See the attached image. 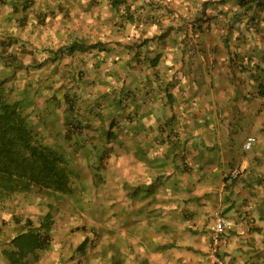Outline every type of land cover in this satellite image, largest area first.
<instances>
[{
    "label": "crops",
    "instance_id": "0c3cea01",
    "mask_svg": "<svg viewBox=\"0 0 264 264\" xmlns=\"http://www.w3.org/2000/svg\"><path fill=\"white\" fill-rule=\"evenodd\" d=\"M217 1L135 0L133 7L142 15L120 28L119 34L125 30L126 36L121 34L114 39L111 37L114 26L109 0L108 15L105 14L107 8L102 14L101 3L92 0L90 5L98 6L101 11L94 13L91 22H85L79 12L67 8L69 0H42V3L32 0L28 8H23L16 0H0V38L11 41L5 57H14L16 66L20 67L16 69L17 77L11 80L14 83L22 81L14 99L29 100L33 90L41 92L34 98L39 109L36 105L31 107L33 110L24 111L28 113L37 141L65 157L68 169H74L75 163L85 156L95 158L93 152H103V181L110 201L115 203L128 195L129 186L143 189L152 183L159 186L168 178L173 179L176 191L170 192V196L175 205H164L166 216L158 211L161 205L152 209L159 234L168 226L169 237L168 240L159 236L158 240L153 239L151 264L202 263L209 245L207 218L216 204L228 217L242 222L224 236L221 255L226 264H264V186L253 183L251 187L234 186L225 191L221 178L228 172L227 165L241 158L239 150L227 146V139L233 132L227 134L224 142L221 140L226 133L222 129L231 130L232 125L220 124L224 121L221 115L231 114L232 119L228 117L225 122H237L242 129L247 126L245 135H253L257 141L255 152L242 160L240 169L256 166L253 156L264 154V97H253L248 92L251 79L253 82L258 77L264 80V63L259 61L264 56V20L257 24V29H248L245 36L240 34L244 24L228 32L230 23L219 11L239 7V0ZM106 4L107 1L105 7ZM35 5L44 13L41 19L32 16ZM148 7L154 11L147 13L151 10ZM195 14L199 18L197 23L193 21ZM198 24L200 31L196 29ZM102 26L104 31L100 32ZM167 26L172 29L165 33ZM81 39L87 43L106 42L107 50L88 49L72 54L60 51L61 47ZM225 39L237 51L239 48L243 54L255 56L250 69L236 73L237 79H249L242 91L235 86L241 80L236 79L234 83L229 80L227 49L231 48L224 46ZM236 41H239L238 46ZM2 51L0 49V54ZM157 55H161L160 61L152 66L150 59ZM22 56L29 60L24 62ZM217 58L221 66L218 74L212 69L216 67ZM21 60L25 64L22 65ZM33 66H37L36 72L31 70ZM27 71L30 74L24 75ZM219 89L226 90V104L223 98H217ZM244 94L246 99L240 101ZM39 98L40 104L37 103ZM217 101L225 105L226 113L218 115ZM70 104L73 108L69 109ZM130 109H135V119L128 116L125 121L127 115L124 113ZM206 117L208 123L202 125L200 122L207 120ZM124 121L129 134L123 136L119 131L118 135L122 136L119 141H106L103 132L97 131L99 122L107 129L109 123L119 128ZM184 122H189L190 126L186 127ZM70 123L76 127L72 132L67 129ZM168 124L170 128L166 131ZM252 129L257 133L253 134ZM146 144L159 145L156 155L151 157L144 150L141 153L147 157L139 158V151L134 156L137 149L131 146ZM112 149L120 154L114 155ZM213 152L216 159L215 154L210 155ZM91 163L78 165L77 173ZM148 168L151 170L146 173ZM246 174L253 177L254 173ZM95 176L100 178L98 173ZM89 179L93 182L92 176ZM138 188L137 194L143 195ZM150 195L155 197L153 203H169L155 192ZM218 196L222 198L215 201ZM183 201L190 203L188 215L181 214ZM121 207L116 215L122 214L121 210L131 211L126 206ZM184 218L182 227L190 232L174 237L170 232L175 220ZM248 218L254 220V226L245 234L243 223ZM165 223V229L159 231Z\"/></svg>",
    "mask_w": 264,
    "mask_h": 264
},
{
    "label": "trees",
    "instance_id": "16d2710c",
    "mask_svg": "<svg viewBox=\"0 0 264 264\" xmlns=\"http://www.w3.org/2000/svg\"><path fill=\"white\" fill-rule=\"evenodd\" d=\"M20 1L23 8L29 7L32 3V0ZM134 2L135 0H109L114 14L112 22L116 30H120L121 27L123 28L125 26L124 24L127 22H134L137 19L138 15H142L140 14L138 9L133 7ZM217 2L221 3L223 2V0H219ZM238 4L239 7L235 9H230L228 11L220 10L219 12L220 14H223L230 23L228 32H230V28H233L236 25L244 24V29L240 32V34L241 36H245L244 33L247 32L248 29H257V24L260 21L264 20V0H239ZM204 5L205 2H203V6ZM148 9H151V7H148ZM153 11L154 10L151 9L147 13ZM168 12L170 11L168 10ZM259 12L263 14L259 16ZM197 15H194L197 18L193 20L195 23H197L199 19ZM199 16L201 18L203 17L200 14ZM196 27V29L200 31V24H198ZM171 29L172 26H167L165 28V33L170 31ZM223 43L226 48L230 47V41L228 39H225ZM235 44L238 46L239 41H236ZM10 45L11 41L9 40V38H7V40H0V49L1 51L4 49L1 54L3 55L2 57H4V55H8V53H6V50ZM104 45L105 42H102L100 40L94 43H87L81 39L79 41H75L74 44L61 47L60 51L72 54L74 51L84 52L88 49H97L99 52H102L106 50ZM230 48L231 49H227L228 67L231 71L229 80L231 83H234L237 77H239L236 73L239 72V74H242L243 72L248 70L250 63L254 60L255 56L243 54V52L240 51L239 48L237 51V48H235V46ZM9 55L12 56L11 54ZM11 58L12 59L8 62L10 64L14 63V57ZM160 58L161 55H157L151 58V65H157L160 61ZM259 61L260 63H264V56L260 57ZM5 69H3L2 71L6 72ZM11 75L13 79L17 77V75H15L13 72L11 73ZM7 79L8 77H0V200L4 201L8 198L13 199L17 194H23L26 197L30 195V193L34 192L38 196L45 197L49 200V202L47 203L49 209L40 216L39 220L37 219L36 221H33V219L29 215L24 217H17L16 214L12 215L16 216V223H18L17 226L19 225V227L15 226V230H18V232L14 234L7 242L5 241L3 243H0V264H32L39 261L43 253L49 252L53 248L52 230L55 225L54 210L56 211L57 208L55 205L56 202H58V200L60 199V195H58V193L68 192L67 187L71 176L69 174L70 171L67 169V167L64 166L62 162L58 163L60 155H58L57 152L51 149V151H45L46 146H43L42 143H39L37 141L32 126L30 125L31 120L27 116L28 113L24 112L25 101L27 103L30 101L26 99L16 100L14 99L16 96L12 99H9L7 90L4 88V85L2 86V83H5V80ZM237 80L240 81L241 79L238 78ZM247 81H249V79L243 78V80H241L239 83H235L236 90L242 91L245 88V83ZM249 85L251 91L249 90L248 94H251L253 97H264V80H260V78L258 77V79L253 82L251 79ZM244 99H246L245 94L239 100L243 101ZM241 106L242 105L240 104L239 107ZM70 108H73L72 104L69 105V109ZM206 119L207 120L200 123L202 125H207L209 119L207 117ZM70 124L74 125V123ZM164 125L166 126L167 124ZM202 140L203 138H201V141ZM234 140L227 145L228 147H230V149H232V147L234 149L238 148L234 146ZM211 154L215 153L213 152L210 153V155ZM214 156L216 159V154ZM261 156L262 159L259 160L263 161V154L257 156L254 155L253 157L261 158ZM257 161L258 160H256V162ZM235 163L236 161H234L233 159L230 162L229 166ZM232 169H230L229 172H226L225 175L223 174L221 178V181L224 182V185L226 187L225 191L229 189L232 190L234 186L241 188L242 186H244V188L251 187L253 183L257 184V186H264V173L261 174L258 172V175H256L257 173H255L256 171L253 166L245 167L243 171H239L234 176L230 174V171ZM246 173L254 174L253 177H251V175L249 176V174ZM95 174L97 175V173ZM137 188V186L136 188L132 186L131 188L128 187V194L131 199L133 198V200H141V202H138V205L137 203H135L134 206L132 205V208L136 209L135 211L138 214V217L140 215L141 218H145L144 221H149L151 219V215H153V206H155L153 205V199L150 200V198H147L146 200L144 194L138 195ZM143 189L144 192L149 196H151L150 194H153V189L150 186H145V188ZM143 189L138 188V191H143ZM226 199L229 200L230 197L226 196ZM188 200L190 201V199ZM54 201L56 202L54 203L53 207L52 202ZM183 204L184 207L181 208L182 213L180 211L178 215L180 213L182 215H188L190 212L187 209L190 203H184L183 201ZM129 207H131V204L127 208ZM160 215L163 216V214ZM166 215L167 212H165L164 216ZM182 220H178V223L175 222V225L170 232L174 237L179 238L181 234L189 232L187 228H183L181 226ZM165 222L167 223V220ZM146 225L149 227L148 223ZM167 228L168 226L166 227V229ZM166 229L162 232H167L168 230ZM108 231L113 232L112 230ZM146 232L151 233L149 229L141 230V238L151 243V239H149ZM136 233H139L137 229L133 235H135ZM87 239L89 240V238L86 236L71 250V254L69 255L70 258L76 257L78 258L79 263L82 262L81 257L78 255H85L82 246L89 242L87 241ZM89 244L91 245L92 243L89 242ZM121 244L125 245L126 247H123V245L121 247H117L116 244H108L107 246H104L101 249V255L98 256H101L102 258L106 257L108 254H112V260L116 262L122 261V264L123 261H129L127 264H143L144 261H140L143 259L139 258L138 249L132 247V243L130 244L129 241H122ZM116 247L118 250H114ZM125 250L133 251L134 255H129V253H122V251ZM128 256H134V258H125ZM65 259L66 258L64 255H60L58 258V260H60L61 262H63ZM134 259L135 262L132 263ZM113 261L111 262L112 264ZM104 263L105 261L103 260V264Z\"/></svg>",
    "mask_w": 264,
    "mask_h": 264
},
{
    "label": "rangeland",
    "instance_id": "374dc122",
    "mask_svg": "<svg viewBox=\"0 0 264 264\" xmlns=\"http://www.w3.org/2000/svg\"><path fill=\"white\" fill-rule=\"evenodd\" d=\"M51 1L53 2L54 0H51ZM69 1L70 2L67 8H69L70 10L79 12L81 19L85 20V22H91L92 20L94 21V17H95L94 13L100 12L101 9H102L101 11L102 14H104V8H107V13L105 14L108 15V0H96L97 2L101 3L100 10L98 6L97 8H95V6L90 5L92 3V0H69ZM105 1H107V4H106L107 7H105L104 5ZM41 3H42V0H41ZM35 8H38V6L35 5ZM109 14H111V11ZM32 16L36 17V14H33ZM104 16L105 15H102V17ZM37 18H40V15H38ZM129 28L130 27H128V29ZM103 31L104 29L102 26V30L100 32H103ZM124 31H122L121 34L126 36V34H124L125 33ZM119 33H120V30H116L115 28H113L111 32V37L114 39L119 38L121 36V34ZM79 52L82 53L81 51ZM22 59L24 60V62L29 60V58H27L26 56H22ZM217 59L218 61H217L216 67L212 69L214 72L218 74L219 70L221 69V66L219 65V58ZM1 61L2 59L0 58V68L2 67ZM24 62L21 60L22 65L25 64ZM83 66H86V65L83 64ZM41 67L42 66H40L39 68ZM15 69H18V68L15 67L14 65H10L7 68L6 72H3V71L0 72L1 78H4V77L9 78V80L7 79L6 83H2V86L4 85L5 89L8 92L9 99H12L16 95H18L17 89L19 86L22 85V81L20 82L16 81V83H14V81L11 80L12 78L11 73ZM31 70L33 71L38 70V68L37 66L35 67L33 66ZM13 73L16 75L17 72L15 71ZM23 74L25 75V74H30V73L27 71V72H24ZM216 86L217 85L214 86V90L216 89ZM37 88H39V86H37ZM225 92L226 90L224 91V89H219L216 92L218 94L217 98L220 100H222L223 98L224 102L226 101L225 97H227V94ZM40 93H41L40 90H33L31 93H29L28 101L30 102L27 103L25 101L24 105L27 107L24 110L25 112L28 110H33L31 107H34L37 105L35 103L34 98H37ZM218 102L219 101H217V110H219V114L218 113L217 114L221 115L223 113H226L224 111L225 105L223 106L222 102H219V103ZM37 103L38 104L41 103L40 98L37 100ZM36 108L39 109V105H37ZM135 112H136L135 109L127 110L126 113H124V115H127L125 116V121L128 118V116H130L132 119H135ZM212 115H215V114H212ZM228 117L232 119L231 114L221 115V118L224 121H220V124H222L223 126H226L225 124H230L232 125L231 126L232 129L231 130L222 129V131L226 133L222 134L221 140L224 142L227 139V134L233 132V136H230L227 139V141H229L230 143L234 139H237V140H234V143H235L234 146L238 147L236 149L239 150V156L241 160L237 161L236 163H239L241 166L242 160H244V158H246L247 156L251 155V153L255 152L254 151L255 146L253 145V147L247 151H244L243 149H241V144L243 142L244 135L246 133L245 129L247 128V126H245L244 129H242L243 126H240L237 122H233V121L225 122ZM125 121L122 122V125L119 128L117 125L111 128L112 134L110 137L106 138L107 141L108 140L119 141V137L122 138V136L118 135L119 131H120V135L122 133L123 136H126L129 134L126 129L127 126H125L126 124H124ZM189 122H184L186 127L190 126ZM169 128L170 126L168 125L166 131H169ZM252 130H253L252 132L253 134L257 133L256 129H252ZM132 141L134 142L135 139ZM111 144L113 146L115 143L112 142ZM131 147L133 149H137L134 153V156L137 154V151H139L138 157L141 159L143 158L142 157L143 155L147 157V154L153 157L156 155L157 153L156 151L159 150L158 148L159 145H157L156 147H153L151 145L146 144L145 146H142V147H139L136 145H132ZM157 148L158 150H155ZM144 150L148 151V153L147 154L141 153V151H144ZM45 151H51V150L45 147ZM110 151L114 155L120 154V151L118 150L112 149ZM99 152L100 151L93 152L96 158L85 156L80 159V162L75 163L76 164L75 168L71 171L72 173H75V174L73 175V177L70 178L68 187H67L69 194L63 195L61 197L62 201L60 202H56V201L52 202L53 207H54L55 202H56L55 206L57 207L56 211L54 210L55 225L52 230L53 248L49 252L43 253L39 261L33 264H100L103 261V259H106V257L101 258V256H98V255H101V249L104 246L111 244L112 242H115V244H117L119 242L122 243V241H129L132 243V245L136 249H138L139 258L143 259V260H140V259L139 260L144 261L143 264H151L150 253H152V250L150 249V247L152 245V242L154 241L153 239L158 240V236H159V237H162L163 240H168L169 235L167 232H161L159 234L157 227L155 226L157 221H156V218H154V216L151 215V219L149 221L147 220L144 221L145 218H141L140 215L138 217V214L137 215L133 214V212L136 209H133L132 205L134 206L135 203H137L138 205V202H141V200H133V198L131 199V197L128 194L126 196H123V200H121V202L115 203V202L110 201V195L106 193L105 186L107 185H105L103 181L104 170H101L100 172L101 177L99 179L97 178L99 181L96 180L97 182L96 183L94 182L95 184L90 181L89 177L92 176V172L96 171V169L93 167L97 163ZM58 155H60V158L58 159V163L62 162V164H64L65 157L63 158V156L59 153ZM108 159L105 160V163L108 161ZM259 159H262V156L261 158H257V157L253 158V162L256 165L254 166V169L256 168L255 173H257V175H258V172L261 174L264 173V160L260 161ZM256 160L258 161L256 162ZM89 161H92L90 167L84 168V170L80 171V173L76 172V167L78 165L88 164ZM70 162L72 161H69L68 163ZM169 162L171 163V160H169ZM235 164H232L231 166H229L228 164L227 171L229 172L230 169L234 168ZM240 166L237 169L239 171H243L244 169L241 170ZM150 170L151 168H148L146 173H148ZM81 172L83 174H81ZM75 177H76V180L74 179ZM150 181H153V180L151 179ZM172 182H173V179L171 180V178H168L167 180L164 181L162 185L158 186L156 182L150 185V187L154 189L153 192H155V195L161 196L163 199H166L167 201H169V203L167 204L165 203L163 204V202L153 203V205H161L158 210L160 214H163L166 212V207L164 205L166 206L175 205L171 202V196H170V192L175 193L176 191V186L173 185ZM129 187L131 188V186ZM180 192L183 193L184 191L181 190L180 188ZM143 193H144V197L146 198V200L148 197L150 198V200L155 199L153 195L149 196L148 194H146L144 192V189H143ZM218 199H219V196L216 197L214 200L217 201ZM47 202H49L48 199L38 196L34 192L30 193V195L26 197L24 195L18 194L13 199H7L4 201H0V224L3 221L2 231L4 233V234H0V236L5 240L6 239L5 237H11L12 235L18 232V230H15V226L19 227V225L18 226L15 225L18 223H16L12 219L13 214H16L17 217L18 216L24 217V216L29 215L33 219V221H36L37 219L39 220L40 216L43 215L49 209L47 206ZM130 204H131V207L128 208L131 210L130 212L121 211L122 214H119V215L115 214V213L120 212V211L118 212L117 210L120 209L119 207L121 205L122 207L123 206L128 207ZM202 214L205 215V213H202ZM133 220H138L137 224L135 225L130 224ZM175 221L176 223H178L177 219ZM183 222L185 223V218L182 221L181 226H183ZM147 223L149 224V227L146 225ZM167 223H168V220H167ZM111 229H115L114 234L113 232L108 231ZM136 229L138 230L139 233H136L135 235H133ZM144 229H149L151 231V233L146 232V234H148L149 239H151V243L141 238L142 236L141 230H144ZM164 229H165V224H163L159 228V231H162ZM86 236H88L89 238V240L87 239V241L93 242V243L90 245L88 242L82 246L84 249L85 255H78L81 257V261H82L81 263H79L78 258L76 257L70 258L69 255L71 254V250L79 242H81ZM140 243H142V246H140ZM94 244H96V246H94ZM99 248L101 249L99 250ZM223 251L224 250L222 246L221 252L223 253ZM60 255L65 256L66 258L64 260L65 262L64 261L61 262L60 260H58ZM129 255H134V253H131ZM134 262H135V259L132 261V263Z\"/></svg>",
    "mask_w": 264,
    "mask_h": 264
},
{
    "label": "clouds",
    "instance_id": "9594fccd",
    "mask_svg": "<svg viewBox=\"0 0 264 264\" xmlns=\"http://www.w3.org/2000/svg\"><path fill=\"white\" fill-rule=\"evenodd\" d=\"M16 2H18V4L19 5H21L22 3H21V1L20 0H16ZM32 5V3L30 4V6ZM29 6V7H30ZM108 7H109V5H108ZM28 8V7H27ZM32 15L33 14H36V17L35 18H37L38 17V15H40V18H37V19H41V17L43 16V12H41L40 11V13H39V10H38V8H33L32 10ZM113 21V20H112ZM116 21V20H115ZM129 24H131V23H129ZM1 36V35H0ZM0 40H1V38H0ZM105 44H107L106 42H105ZM105 46V45H104ZM105 48H106V50H107V47L105 46ZM3 55H1L0 54V58L2 59V61H1V64H2V67L0 68V72L3 70V69H5V70H7V68L10 66V65H14L15 67H17V68H20L19 66H16L15 65V61H14V63H8L12 58H10V59H8L7 57H5V55H4V57H2ZM7 63H8V65H7ZM3 67H5V68H3ZM16 71V69L15 70H13L12 72H15ZM8 80H9V78H8ZM7 82V80H5V83ZM4 88H5V86H4ZM103 114V113H102ZM99 114H97V117H99L98 116ZM114 125H115V123H109V126H108V128L107 129H105L104 128V126L103 125H100V122H99V125H98V128H97V131H102L103 132V136H104V138L106 139V138H108V137H110L111 136V134H112V130H111V128L112 127H114ZM116 126V125H115ZM70 132H72V131H74L75 129H76V127L74 126V125H72V124H69L68 125V128H67ZM102 132H100V134H102ZM248 137H253L254 138V142L252 143V145H251V147L250 148H245L244 147V143H245V141H246V139L248 138ZM107 141V140H106ZM109 141V140H108ZM256 137L255 136H253V135H245L244 136V139H243V142H242V144H241V149H243L244 151H247V150H249V149H251L252 147H253V145H255V143H256ZM95 156V155H94ZM103 156H104V153L103 152H101V153H99L98 154V160H97V163L94 165V167L93 168H95L96 169V171L95 172H92V179H93V183L95 182H97L96 180H98L97 179V177L95 176V173H98L99 174V176L101 177V174H100V172H101V170H103L104 169V161H103ZM95 158H96V156H95ZM64 166H66L65 165V163L63 164ZM91 165V164H90ZM240 165H235L234 166V168L230 171V174L231 175H236L238 172H239V170L237 169L238 167H239ZM67 167V166H66ZM92 168V169H93ZM67 169H68V167H67ZM98 169V170H97ZM70 172H69V174H70V176L71 177H73V175L75 174V173H72L71 171L73 170V169H68ZM77 172V171H76ZM80 173V172H79ZM81 174H83L82 172H81ZM75 180H76V177L74 178ZM99 181V180H98ZM94 183V184H95ZM67 194H69V191L68 192H63V193H61V192H59L58 193V195H60V199L58 200V202H60V201H62V199H61V197L63 196V195H67ZM18 195V194H17ZM20 195H23V194H20ZM16 197V196H15ZM43 198H45V197H43ZM222 197L220 196L219 197V199H221ZM8 199H10V198H8ZM45 199H47V198H45ZM58 199V198H57ZM7 200V199H6ZM0 201H3V200H0ZM48 203V202H47ZM215 213H218L220 216H222V217H224L225 219H226V221L228 222V226L223 230V232L221 233V235H220V237H219V239H220V241H219V246H218V249H217V255H218V257L220 258V260H221V262L223 263V264H226V262H225V260L223 259V257H222V255H221V247H222V242H223V239H224V236H225V234L227 233V232H229V231H232V230H235V228H237L239 225H241V223L242 222H237L236 220H233V218L231 219L230 217H228L226 214H225V211L223 210V208L222 207H220L219 206V204H216L215 206H213L212 208H211V210H210V212H209V215H208V218H207V224L206 225H208L207 226V231H208V238H209V245H208V249H207V252H206V257H205V260L202 262V263H200V264H206L207 263V261H208V254H209V252H210V249H211V245H212V229H211V227H212V225H213V221H214V215H215ZM133 214L134 215H137V213H136V211H134L133 212ZM15 217L16 216H12V219L16 222V219H15ZM138 222V220H133L130 224H136ZM245 223V224H244ZM244 223H243V227L245 228V231H244V233L245 234H247V233H249V230L254 226V220L253 219H251V218H248V219H245V221H244ZM2 224H3V221L1 222V224H0V234H4L3 233V231H2ZM15 225H17V224H15ZM247 227V228H246ZM113 232H114V230L115 229H111ZM13 236V235H12ZM11 236V237H12ZM11 237H5L6 239L4 240L1 236H0V243H3V242H7L9 239H11ZM88 237V236H87ZM117 242V241H116ZM91 243H93V242H91ZM111 244H115V242H112ZM130 244H131V242H130ZM117 245V247L119 246V247H121L123 244H121L120 242L119 243H117L116 244ZM94 246H96V244H94ZM93 246V247H94ZM140 246H142V243H140ZM117 247L114 249V250H118L117 249ZM123 247H126L125 245H123ZM132 247H134V246H132ZM101 248H99V250H100ZM151 249V248H150ZM152 250V249H151ZM153 251V250H152ZM113 253V252H112ZM122 253H124V254H127V253H129V254H131V253H134L133 251H129V250H125V251H122ZM112 255V254H111ZM111 255H107L106 256V259H103L104 261H105V263L104 264H112L111 262L113 261L112 260V257H111ZM122 257V256H121ZM125 258H128V259H131V258H134V256H128V257H125ZM129 261H123V264H127ZM240 262H241V260H240ZM35 263V262H34ZM33 264V263H32ZM100 264H103V261L100 263ZM113 264H122V261L121 262H116V261H113Z\"/></svg>",
    "mask_w": 264,
    "mask_h": 264
},
{
    "label": "built area",
    "instance_id": "2783aa9c",
    "mask_svg": "<svg viewBox=\"0 0 264 264\" xmlns=\"http://www.w3.org/2000/svg\"><path fill=\"white\" fill-rule=\"evenodd\" d=\"M253 142H254V138L248 137L244 143V147L247 149L250 148ZM227 226H228V222L226 221V219L220 216L218 213H215L213 225L211 227L212 245L210 252L208 254V261L206 264H223L217 255V249L220 241L219 237Z\"/></svg>",
    "mask_w": 264,
    "mask_h": 264
}]
</instances>
